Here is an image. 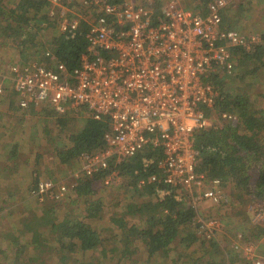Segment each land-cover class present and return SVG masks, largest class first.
<instances>
[{
    "label": "built area",
    "instance_id": "1",
    "mask_svg": "<svg viewBox=\"0 0 264 264\" xmlns=\"http://www.w3.org/2000/svg\"><path fill=\"white\" fill-rule=\"evenodd\" d=\"M50 1V15L63 17L62 30L77 29L81 19L89 24L80 65L70 70L63 62L54 63L49 51L52 67L39 60L16 61L2 73L0 63V95L10 82L23 110L63 114L83 108L107 121L109 130L103 148L82 153L70 184L41 179L32 196L40 202L62 201L81 177L152 149L161 153L159 172L141 179L139 187L160 183L221 205L222 182L198 170L196 140L204 130L241 123L233 111L214 110L221 84L212 81L213 75L235 73L236 49L254 53L262 40L260 33L239 32L225 24L224 13L238 0H210L200 8L187 7L188 0H85L83 10L93 14L89 19L70 16L74 6L68 4L74 0ZM155 4L160 6L158 16ZM122 178L113 169L104 183L117 185ZM192 225L206 239H215L221 228L218 219L200 214ZM236 237L232 246L247 263L264 264L254 241H240L241 232Z\"/></svg>",
    "mask_w": 264,
    "mask_h": 264
},
{
    "label": "trees",
    "instance_id": "2",
    "mask_svg": "<svg viewBox=\"0 0 264 264\" xmlns=\"http://www.w3.org/2000/svg\"><path fill=\"white\" fill-rule=\"evenodd\" d=\"M197 1L195 8L203 7V4L210 0ZM237 2L230 7H238ZM77 3L84 6L85 0H74L68 5ZM51 8L50 0H0V43L7 44L9 39L16 38L20 57L28 61V49H31L32 54L39 55L47 46L45 42L40 41L41 36L38 33L50 26L57 27L58 35L49 41V49L43 52L48 63L41 60L40 62L48 67H52L55 62H63L72 70L80 65L82 55L87 51L86 35L89 24L81 19L77 29L68 28L64 31L61 29L63 17H60V13L50 15ZM159 8V4H155V16L160 14ZM260 34L262 40L256 52L249 53L244 48L235 51L237 75L242 83L247 76L259 78L264 69V32ZM48 51L55 57L53 64L49 63L50 58L46 55ZM1 72H7L6 68ZM229 79L231 78L212 76L214 83L221 84V93L214 110L233 111L239 115L241 123L233 125L227 122L221 128L204 130L197 135L196 147L201 157L198 170L209 178L219 179L224 187L233 184L237 197L247 195L252 202H264V109L254 107L252 94L247 88L230 93L227 88L229 84L225 82ZM9 90L10 87H7V91L0 95V105L9 104L14 110L11 111L18 113L17 116L21 119L37 114L33 108L23 110L19 105L17 93L13 89ZM80 110L85 111L78 108L59 114L47 110L41 115L55 119L63 126L70 120L71 114ZM87 114L84 126L79 131L70 133V145L62 146L56 153L64 164L72 160L81 163L82 153L97 151L105 145L104 136L109 130L108 122L95 119L88 112ZM17 147L14 146L15 149ZM160 159L159 151L147 149L120 164L112 162L109 169L101 170L91 177H81L75 186L68 190L66 200L70 198L69 208L66 209V214L59 218L54 203L64 200H53V204L43 208L44 210L32 212L30 217L25 213L21 229L11 226L0 231V240L4 239L7 244L5 249L0 248V255L5 260H0V264H104L103 257L90 256L91 252H97L107 242V238L93 224V221L101 219L104 204L100 198L93 197L97 193L96 183L104 180L113 169L119 170L120 175L128 180L140 198L144 195L156 196L155 201H133L123 216L113 220L112 224L116 225L117 230L113 236L114 243L120 242L121 239L123 241L120 259H130L140 244L147 252L149 260L157 264L176 246H184L187 250L198 242L199 251L208 254L209 259L204 261L205 256L195 257L197 251L187 253L193 264H199L201 260L203 263L200 264H225L224 259H217L221 248L216 239H204L201 236L203 240H200L198 227L192 225L197 216L196 209L180 197L178 188L160 183L138 186L141 179L159 172ZM40 180L35 182L30 191ZM14 200V195L3 199L4 202ZM6 209L7 207L0 206V213ZM243 212L245 213L244 210ZM129 217H139L141 222H132ZM181 258L178 256L175 262L178 263ZM230 264L249 263L240 257L230 261Z\"/></svg>",
    "mask_w": 264,
    "mask_h": 264
},
{
    "label": "rangeland",
    "instance_id": "3",
    "mask_svg": "<svg viewBox=\"0 0 264 264\" xmlns=\"http://www.w3.org/2000/svg\"><path fill=\"white\" fill-rule=\"evenodd\" d=\"M136 1L149 3V0ZM258 2V0L255 2L257 7L253 9L251 13H260L259 10L263 7V4L258 5ZM197 3V0H188V3L186 1L185 4L189 8H195ZM239 3H241L240 0H238L237 5ZM73 6V11L70 13L71 17L80 15L89 19V17L93 15L90 12H85L82 7L83 5L77 3L73 4ZM236 9L237 7H233L228 9V12L226 11L224 13L225 24L231 28H236L239 32H253L254 29H256L253 23H244L238 15H233V12L232 14L230 13V10L236 11ZM38 34L41 36L40 41L46 43L47 46L45 50H47L49 49V41H52V39L58 35V28L50 26L43 29ZM17 41L16 38H11L7 44L0 43V63L2 69H5L7 65L13 62L25 60L23 57H20L18 48L16 47ZM27 52L28 56H30L29 59H27L28 61L41 60L44 63L47 62L42 51L39 55L32 54L31 49H28ZM237 74L238 69L235 70L233 75L226 77L231 78L225 80V82L229 84L227 87L229 88V92L233 94L241 88H247L252 94L254 107L264 109V69L261 75H259V78L247 76L243 83L238 79ZM7 84L10 90L13 89L10 82ZM71 115L72 116L69 117L70 120L62 126L57 120L47 118L46 115L38 113L25 116L22 119L19 116L12 117L11 115L5 116V114H3V121L0 126L3 124L9 125L11 132L15 135L17 130L20 131L19 138L22 142L19 143V149L22 153L16 154V160H6V152L0 156L2 157L4 155L0 158V206L7 207L8 209V211L6 209L0 213V231L8 229L11 226L16 229H21L23 227L22 220L25 217L23 216L25 213L26 216L30 217L32 212L41 209L44 210L43 208L54 203L52 202L53 200L46 199L43 202L45 204H43L40 203L36 197L32 196L30 189L34 186L35 182L45 178H51L57 182L67 184L72 182L73 173L80 167V161L72 160L64 164L60 161L56 153L62 146L70 145L68 140L70 133H75L84 126L88 114L86 111L82 112V110H80V112ZM12 126H14V128ZM1 131L0 146L2 147L4 144L10 145L12 141H8V135L4 134L3 129H1ZM11 132L10 135H12ZM131 187L128 180L124 178H122L119 184L112 186H106L104 180L96 183L97 193L93 198H100L102 200L104 211L101 214V219L97 222L96 220L93 221V224L103 236L107 238V242L104 243V246L97 252H91L90 256L103 257L104 264H155L149 260L147 252L140 244H138V249L131 255L130 259H120L123 241L121 239L120 242L114 243L113 240L114 233H117L116 225L112 224L113 220H116L121 215L123 216L129 204L133 201L140 203L149 199L153 201L156 200L155 195H144L140 198ZM222 190L225 201L222 202L221 205L214 204L211 200H195L194 197H191L190 193L184 190H179L178 193L183 200L189 202V204L196 209L197 214L219 220L221 228L215 239L220 245L221 253L218 252L217 259L218 261L224 259L225 264H230L232 260H237L240 257L243 258V256H241L242 253L235 250L232 246V243L237 241L236 234L238 232L243 233V238L240 240L243 242L250 240L256 243L254 238L259 237V240L264 235V202H254V200L252 202V199L247 195L237 197L238 194L236 193L237 191L234 190L233 184H227L225 187L222 186ZM10 195H14L15 200L4 202L3 199ZM69 201L70 198L67 200L65 198L64 202L54 203L56 204V215L58 218L66 214V209L69 208ZM260 213L263 215L259 217ZM129 219L137 224L141 222V218L139 217H129ZM199 236L202 241V235L200 234ZM41 237H43V234ZM203 238L206 239L205 237ZM6 245L4 239L0 240L1 249H5ZM185 249L184 246H176L173 251L167 253L166 257L159 258L160 261L157 264H193L192 259L187 256V253L194 251L198 252L194 255L195 257L205 256L204 261L209 259L208 254L205 255L204 251H199L198 242L194 243L189 249ZM178 256L182 258L176 263L175 260ZM0 260L5 262L1 255ZM68 263H70V261H68ZM200 263H203V260H201L199 264Z\"/></svg>",
    "mask_w": 264,
    "mask_h": 264
},
{
    "label": "crops",
    "instance_id": "4",
    "mask_svg": "<svg viewBox=\"0 0 264 264\" xmlns=\"http://www.w3.org/2000/svg\"><path fill=\"white\" fill-rule=\"evenodd\" d=\"M256 1L257 0H240L241 3L238 4L239 6L237 7L236 11L230 10L231 14L233 12V15H238V17L240 19H242V21L244 23L245 22L253 23V26L256 29H254L253 32L249 31V32H245V33H262V32H264V0H258L259 1L258 5L263 4V7H261L259 10L260 13L259 12L251 13L253 11V9H255L257 7V5L255 4ZM230 8H232V7H230ZM227 12H228V10H227ZM11 110L14 111L13 109H11L9 104L0 105V124H2V121H3V118H2L3 114H5V116L11 115L12 117H17L18 113L17 114H16V112L13 113ZM12 127L14 128V126H12ZM0 129H3L4 134L8 135V141H12V143L10 145L4 144V145H2V147L0 146V148H1L0 149V156L6 152L5 153V159L6 160H12V159L16 160L15 157L18 154L22 153L19 149L20 148L19 143L22 142L21 139L19 138L20 131L17 130V133L15 135L11 132V128L9 127V125H4V124L2 126H0ZM10 132L12 135H10ZM16 143H18V144H16ZM15 145L18 146L17 149L14 148ZM2 157H0V158H2ZM258 238L259 237H256V238H254V240H256L260 254H262L264 256V235L259 240H258Z\"/></svg>",
    "mask_w": 264,
    "mask_h": 264
}]
</instances>
